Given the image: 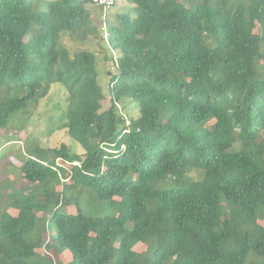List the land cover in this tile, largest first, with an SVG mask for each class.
Here are the masks:
<instances>
[{"label": "trees", "instance_id": "obj_1", "mask_svg": "<svg viewBox=\"0 0 264 264\" xmlns=\"http://www.w3.org/2000/svg\"><path fill=\"white\" fill-rule=\"evenodd\" d=\"M119 2L104 35L95 0H0V130L57 87L47 130L81 148L0 156V264H262L264 0ZM92 37L116 54L107 106L95 51L64 43Z\"/></svg>", "mask_w": 264, "mask_h": 264}, {"label": "rangeland", "instance_id": "obj_2", "mask_svg": "<svg viewBox=\"0 0 264 264\" xmlns=\"http://www.w3.org/2000/svg\"><path fill=\"white\" fill-rule=\"evenodd\" d=\"M47 0H28V2L33 3V5L37 9H44L45 3ZM123 5L122 2L117 3L116 5L112 6L109 9L102 10L99 7H97L94 4L89 5V9L92 13V18L94 20V23L99 28L102 29V34L105 33V29L102 27H105L108 23L107 19L110 20L112 18V14H114L118 7ZM102 19V21H101ZM107 22V23H106ZM100 29V30H101ZM64 43L71 49V51H75L77 49H88L95 51L97 54V70H98V83L100 84L102 90L106 94V98L104 100V105L107 106L109 104V99L107 96H109V81L111 77V73L115 72V66L113 61V56L116 55L115 51L111 49L107 45V43L104 40H100V37H92L90 38L86 43H80L70 40L69 38L64 39ZM101 44V45H100ZM102 46V48H101ZM106 56V59L104 58ZM57 90V87H53L50 95L46 98H43L40 103L36 107H31V113L25 115L27 118L23 121L25 122L26 126L23 130L18 131V125L20 122L16 119L12 122L10 127L5 130H0V156L6 155L5 158L8 157L12 158L13 161L16 162V160L13 158V156L19 155L20 150L22 149V141L20 140L22 136L32 135L40 137L41 142L44 145L51 146V147H58L61 145V143H66L70 147H72L75 151H81L80 146L70 137V135L67 133L65 129H55L52 132H49L47 130V115L53 114L58 111V106L60 103L59 94H57L55 91ZM135 103H133L130 99H125L122 102L119 103L118 108L123 116L131 117L139 115V110L137 106L135 107ZM137 108V109H136ZM51 123V122H50ZM9 130V131H8ZM9 132V134H12L13 132H17L19 136L18 141H12L7 142L6 139V133ZM5 133V134H4ZM3 159V162L6 161V159ZM2 163H0V180L2 177L5 176L6 173H11V171H7L6 169L11 168V166H3ZM12 175L17 178V185L20 186L22 184V180L20 179V176L17 171H12ZM91 208L94 206L92 202L88 203ZM93 209V208H92ZM134 249L140 251L142 249L141 243L134 242ZM56 260L66 262L68 260V255L65 253H62L61 255L58 254L55 256ZM262 264H264V260L262 261Z\"/></svg>", "mask_w": 264, "mask_h": 264}, {"label": "built area", "instance_id": "obj_3", "mask_svg": "<svg viewBox=\"0 0 264 264\" xmlns=\"http://www.w3.org/2000/svg\"><path fill=\"white\" fill-rule=\"evenodd\" d=\"M116 4V0H95V5L103 10L109 9Z\"/></svg>", "mask_w": 264, "mask_h": 264}]
</instances>
